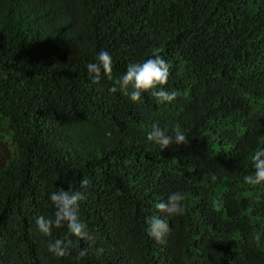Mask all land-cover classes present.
I'll use <instances>...</instances> for the list:
<instances>
[{
    "label": "trees",
    "instance_id": "16d2710c",
    "mask_svg": "<svg viewBox=\"0 0 264 264\" xmlns=\"http://www.w3.org/2000/svg\"><path fill=\"white\" fill-rule=\"evenodd\" d=\"M101 50L113 79L97 84ZM156 53L178 96L135 103L115 80ZM154 124L188 143L161 149ZM261 148L264 0H0V264H264V183L244 182ZM61 188L84 196L92 241L39 232ZM173 192L183 216L155 207ZM151 216L169 224L163 243ZM55 239L71 254L49 252Z\"/></svg>",
    "mask_w": 264,
    "mask_h": 264
},
{
    "label": "clouds",
    "instance_id": "9594fccd",
    "mask_svg": "<svg viewBox=\"0 0 264 264\" xmlns=\"http://www.w3.org/2000/svg\"><path fill=\"white\" fill-rule=\"evenodd\" d=\"M96 62H89L86 67L88 76L93 83H99L102 75L109 80L113 79V61L112 56L105 50H101L96 55ZM170 75L169 63L165 61L158 53L153 58L146 59L143 62L130 63L126 72L115 80V85L119 86V91L129 97L131 101L139 103L142 93H149L155 97L158 102H171L178 96L176 91H167L164 86L168 83ZM117 87L113 86L110 91L115 93ZM148 139L159 144L161 149L175 143L187 144L188 138L181 131L179 125L171 128L161 129L158 125H153L148 133ZM251 162L255 169V174L244 177V182L249 185H260L264 183V148L256 150L251 156ZM89 181L82 179L80 187L86 188ZM84 199L80 191H70L61 188L59 191L50 194L52 205L56 209L54 218H45L40 216L36 220V225L41 234L52 236L53 228H62L67 226L70 234L77 240L85 242L92 241L93 237L89 234L87 225L79 218V202ZM185 195L181 192L171 193L167 201L159 202L155 207L162 213L170 217L183 216L186 212L184 204ZM148 224V234L156 241L163 243L164 237L170 231L169 224L156 216L146 217ZM73 241L71 239H55L49 242L48 250L56 257H65L71 254ZM87 249H82L80 257L85 256Z\"/></svg>",
    "mask_w": 264,
    "mask_h": 264
}]
</instances>
